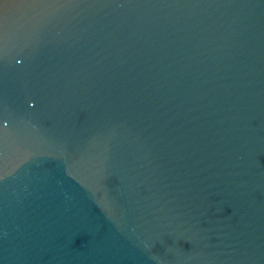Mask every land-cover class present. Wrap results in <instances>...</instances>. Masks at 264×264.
<instances>
[{
	"label": "water",
	"instance_id": "1",
	"mask_svg": "<svg viewBox=\"0 0 264 264\" xmlns=\"http://www.w3.org/2000/svg\"><path fill=\"white\" fill-rule=\"evenodd\" d=\"M0 264H264V0H0Z\"/></svg>",
	"mask_w": 264,
	"mask_h": 264
}]
</instances>
